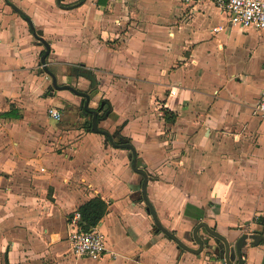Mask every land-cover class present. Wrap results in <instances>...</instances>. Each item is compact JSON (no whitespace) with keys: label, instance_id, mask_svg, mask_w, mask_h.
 <instances>
[{"label":"crops","instance_id":"0c3cea01","mask_svg":"<svg viewBox=\"0 0 264 264\" xmlns=\"http://www.w3.org/2000/svg\"><path fill=\"white\" fill-rule=\"evenodd\" d=\"M169 1L132 0L111 14L124 2L0 0V264H226L222 241L205 227L199 253L157 229L127 148L65 120L61 99L83 105L84 97L53 87L45 94V47L10 3L42 31L60 84L89 94L96 110L109 101L98 127L129 138L165 229L191 248L199 221L231 246L243 232L264 235V119L254 112L264 90V31L226 48L232 26L213 2ZM80 63L94 73L95 91L68 72ZM95 196L107 203L97 224L107 251L98 260L73 255L67 239V217ZM242 258L264 264V241L246 245Z\"/></svg>","mask_w":264,"mask_h":264},{"label":"built area","instance_id":"2783aa9c","mask_svg":"<svg viewBox=\"0 0 264 264\" xmlns=\"http://www.w3.org/2000/svg\"><path fill=\"white\" fill-rule=\"evenodd\" d=\"M183 3H198L211 1L224 13L230 26L236 25L243 32L250 30L264 31V0H181ZM173 89L170 95H175ZM254 112L264 119V90L254 106ZM47 114L54 119H60L61 113L56 107H49ZM80 212L74 210L67 217L69 231L67 239L70 251L78 257H86L93 260L101 259L107 251L106 237L103 231L95 225L84 230L79 224Z\"/></svg>","mask_w":264,"mask_h":264},{"label":"water","instance_id":"95a60500","mask_svg":"<svg viewBox=\"0 0 264 264\" xmlns=\"http://www.w3.org/2000/svg\"><path fill=\"white\" fill-rule=\"evenodd\" d=\"M83 0H81L80 2H78L79 4L82 2ZM57 4H60V0H56ZM11 7L16 10L17 12H20V10L12 3H10ZM27 22L29 23V26L31 28V30L33 31V35L40 41L42 42V44L45 47L44 52L42 53L41 57H40V61L41 64L43 65V69L45 70V72L49 75V78L51 79V84L52 87L57 89V90H61V89H68L72 92H74L77 95L83 96L84 97V102H83V114L87 115V114H91V129L94 132H98V133H102L104 134L110 141V143L113 146H117V147H123V148H127L130 152H131V166L133 168V170H135L137 173L141 174L142 176V182H141V197L142 199L145 201L146 203V208L148 210V212L152 215V218L154 220V223L157 227L158 230H160L161 232H163L168 238L172 239L173 241H175V243L177 244V246L193 252V253H199L203 248H204V242L202 240V238L198 235V229L203 226L206 228V230L214 237L219 238L222 243H223V248H222V257H224L226 264H233L231 262V258L235 257L237 259V264H244V260L242 258V251L243 248L246 245H251V246H256L258 244H260L261 241H264V235L261 233V231L257 232H251V233H246L243 232L240 234V236L237 238L235 244L233 246L230 245L229 240L222 234L218 233L214 228L210 227L206 222L204 221H199L197 224L194 225L193 229H192V236L194 239H196L198 241V248H191L189 246H187L184 242H182L173 232L165 229L161 223L159 222L155 210L153 208V206L151 205V203L149 202L148 198H147V194H146V183H147V173L141 168V166L137 165V156H136V152L134 147L127 142H122V143H117L113 141V138L111 136V134L107 131V130H102L98 127V121H99V117L97 115V110L94 108H91L89 106V101H90V96L87 93L84 92H80L78 90H76L73 86L69 85V84H60L57 80V77L55 75L54 72H52L46 65L45 63V59L46 56L49 53V45L47 43V41L43 38V33L41 30H35L31 20L29 17L27 16H23ZM102 105V104H101ZM210 248L215 249L216 246L214 245H210Z\"/></svg>","mask_w":264,"mask_h":264},{"label":"rangeland","instance_id":"374dc122","mask_svg":"<svg viewBox=\"0 0 264 264\" xmlns=\"http://www.w3.org/2000/svg\"><path fill=\"white\" fill-rule=\"evenodd\" d=\"M78 0H60L61 4H73L75 2H77ZM85 1V0H84ZM119 2H124L125 6H120V7H116V10L113 11V7H111L110 11L111 14H113V12H118V14H120L119 12L123 9H128L130 10V5H128V2H132V0H119ZM168 2H170L169 0H160L159 2V6H164V5H167ZM78 13V12H77ZM19 14L21 16H23V14L25 16L28 17V15H26L24 12H22L20 10ZM223 18V19H222ZM222 23H225L226 21V18L224 17V15H222ZM244 34H246L245 32H242L240 31L239 27L236 26V25H233L232 28H231V31H230V37H231V42L232 44H230L229 46H226V48H232V49H236V48H241V46H239L236 42L238 41H242V38L244 37ZM247 34H251V37H255L257 35V32L255 31H250L249 33ZM53 61H55V58H53V56H51V54L48 53V55L46 56V59H45V63L47 65V67L51 68L52 66H54V63ZM81 64V63H80ZM79 64V65H80ZM78 64H72L69 66L68 68V72L69 73H74V67H76ZM84 66V64H82ZM43 65H39V69L41 71H43ZM56 73V75H60L62 74L61 72V69L59 67L58 70L54 71ZM60 78V82L62 83H67V82H64V79L63 77H59ZM50 91H53V88L51 86V81L49 79V87L47 88V90L45 91V94H49ZM56 91L57 90H54V94H56ZM65 92L67 93H70V91L68 90H65ZM61 102H62V112L63 114L67 115L68 118H65L66 121H69L70 124H74L76 126H83V127H89L90 123H91V117L90 115H83V109H82V103H80V98H73L71 97L70 99H61ZM118 142V139L116 140Z\"/></svg>","mask_w":264,"mask_h":264},{"label":"trees","instance_id":"16d2710c","mask_svg":"<svg viewBox=\"0 0 264 264\" xmlns=\"http://www.w3.org/2000/svg\"><path fill=\"white\" fill-rule=\"evenodd\" d=\"M23 16L25 15L23 14ZM73 69L76 75H81L83 77H86L90 81L91 91L96 90L97 81L91 69L86 68L82 64L77 65ZM97 110L99 112L101 111L100 114H98L99 120L108 117L109 114L112 112L111 105L109 101H107L106 99H100ZM164 115L166 116V119L169 121H174L175 119V115L170 113L168 110L164 111ZM87 128L91 130L90 125L89 127L87 126ZM111 136L118 139V142L120 143L122 142L130 143L129 138L121 135L117 129H115L111 133ZM105 139L106 141H109V139L106 136ZM77 210L80 212L79 224L82 227V229L87 230L97 225L101 220V218L105 215V213L107 212V203L101 197L95 196L85 201L84 203L80 204Z\"/></svg>","mask_w":264,"mask_h":264},{"label":"flooded vegetation","instance_id":"af4514ba","mask_svg":"<svg viewBox=\"0 0 264 264\" xmlns=\"http://www.w3.org/2000/svg\"><path fill=\"white\" fill-rule=\"evenodd\" d=\"M79 1H81V0H78L77 2H79Z\"/></svg>","mask_w":264,"mask_h":264}]
</instances>
